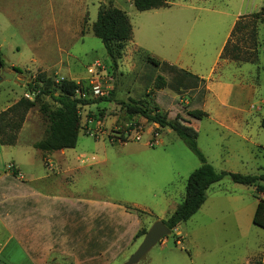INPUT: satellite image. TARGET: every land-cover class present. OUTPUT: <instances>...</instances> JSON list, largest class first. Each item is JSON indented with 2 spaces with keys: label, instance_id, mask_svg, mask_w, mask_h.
Segmentation results:
<instances>
[{
  "label": "rangeland",
  "instance_id": "1",
  "mask_svg": "<svg viewBox=\"0 0 264 264\" xmlns=\"http://www.w3.org/2000/svg\"><path fill=\"white\" fill-rule=\"evenodd\" d=\"M166 1L171 4L170 8L158 10L160 12L152 19L148 15L150 11L137 10L131 0H0V56L4 62V66L0 67V75L1 71L13 72L12 77L0 79V111L7 104L24 96V93L31 92L27 84L33 81L38 71L45 72L55 80L60 76L79 79V92H83L85 97L96 99L94 103L81 106L77 141L74 147L65 148L66 154L73 157L72 161L76 160L75 156L86 154L81 159L91 163L90 167L85 166V169L75 173H63L55 169L56 165L53 173L51 171L50 176L40 183H44L46 192L42 200L47 232L52 230L56 233L64 227L65 231L67 223L74 217L85 220L82 224L85 227L86 216L91 214V206L83 200L109 199L119 206L130 205L127 200L136 201L142 207L127 208L135 210L140 218L150 219L146 213L139 215L136 209L150 212L161 220L166 219L182 200L187 177L200 165L199 159L170 127H160L139 114L126 113L122 103L128 102L129 98L143 99L148 107H158L171 123L193 136L207 162L217 171L257 176L264 174V127L252 137L260 142L261 146H257L205 117L195 120L188 111L197 108L198 103L201 104L204 83H197V87L190 89H176L171 73L163 71V67L168 68V65L162 66L161 62L155 66L148 62L145 53H149V50L136 44L137 40H144L149 48L158 50L159 34L163 33L162 27L160 30L158 28L166 25L167 13L184 12L188 22L179 25H203L192 36L193 47L204 52L208 58L214 57L222 36L228 26L232 25L233 13L239 9L242 12L258 11L264 6V0L247 3L249 0H245L241 5L239 0ZM101 4L125 11L132 26L134 39L126 42L116 68L112 67L101 40L92 32V23ZM186 4H192L196 8H186ZM80 10L87 13L82 21L78 16ZM158 20H162V23ZM236 38L237 35L232 38L233 41ZM257 39L259 45L255 62L234 63L217 59L218 65L211 77L222 75L235 82L237 86L233 90L231 103L245 108L251 119L259 121L264 119V23L257 26ZM249 43L247 40L244 44ZM208 58L198 64L199 71L204 75L208 74L211 64V59L207 60ZM97 63L100 66H96ZM13 65L21 68L22 72L13 70ZM88 68L98 74L95 86L90 83L94 74L89 73ZM157 75L165 77L167 85L164 88L154 87ZM95 88L103 94H96ZM33 97L34 94L29 99ZM41 105L53 109L56 104L49 96L40 95L37 98L35 106L25 116L15 148L16 154L26 161L32 171L43 168V165L40 166V150L43 156L46 152L56 150L37 147L48 134L50 125ZM121 138L125 141H121ZM29 143L34 147H29ZM223 146L228 148L227 152ZM26 149L33 153L31 158L28 157L29 153L26 154ZM156 152L169 154L160 158V155L154 154ZM51 158L57 164L61 154L55 152L51 154ZM46 162L49 166L47 158ZM142 184H156L157 190L163 187L167 197L163 199L161 191L158 196L144 193ZM26 185H22V188L13 186V189L17 193L31 192ZM212 185L214 186L209 188L208 193L215 188H224L232 190L245 200L248 207L245 206L238 215L242 220L247 215L251 230L244 235L240 232L229 235L222 228L213 230L205 226L200 229L199 223L202 225L213 219V215L208 217L207 209L204 208L202 212H196L197 214L179 224L181 237L176 229L163 237L166 246L179 253L182 258L181 261L176 259L170 262L243 264L250 251H255L262 257L264 229L250 222V212L255 207V196L258 195L255 188L234 183L228 177ZM209 208L211 214L216 213L220 219L224 218L226 209H223V205L217 208L210 205ZM223 223L222 220L221 225ZM54 239L47 237L46 241ZM159 245L160 241L141 261H146ZM199 252L205 253L204 256ZM120 261L121 259L112 260L111 264L125 262ZM65 263L73 264L72 258L50 253L47 260V264Z\"/></svg>",
  "mask_w": 264,
  "mask_h": 264
},
{
  "label": "crops",
  "instance_id": "2",
  "mask_svg": "<svg viewBox=\"0 0 264 264\" xmlns=\"http://www.w3.org/2000/svg\"><path fill=\"white\" fill-rule=\"evenodd\" d=\"M166 2L168 4L167 6L141 11H150L148 15L153 19V17L160 12L158 10L166 7L170 8L171 4L168 1ZM244 2L245 0H239L240 5ZM247 2H252V0L246 1V3ZM184 6H186V8H196L192 4H186ZM210 11L217 10L212 8ZM250 12L253 11L242 12L239 9L233 13L234 18L232 25L228 26V30L222 36L220 46L214 57L211 56L208 58L205 56L204 52L197 51L193 47L191 43L192 36L194 32L199 29V26L203 25H179L183 22H188L184 12L167 13L166 25H160L158 28L160 30L162 27L161 30H163V33L159 34L160 43L158 50L149 48L148 43L144 40H137L136 44L149 50L151 55L148 52L145 54L160 62H166L168 67L172 68H164L165 70L163 71L171 73V80L176 86V89L187 87L190 89L197 87V83H204L202 102L201 104L198 103L197 108L193 109L206 111L207 116L205 118L209 121L254 145L261 146L260 142L252 137L254 133L257 134L260 128H263L262 121L264 119L259 121L253 120L249 117L250 113L247 112L245 108L231 103L233 90L237 86L235 82L225 79L222 75H218L214 78L211 77L218 65L217 59L220 60V52L229 37L235 20L238 16ZM86 14V12L80 10L78 16H80L81 21ZM158 21H160V24L162 23V20ZM132 38L134 39L133 32L131 39ZM205 58H208L207 60L211 59L207 75L199 71L198 65L205 60ZM221 61L229 62V60ZM54 75L57 77L55 73ZM58 78L72 79L79 82V79L73 77L67 78L60 76ZM201 90L202 88H200V91ZM7 106L9 105L7 104L4 108ZM18 142L19 138H17L14 145H4L0 143V262L3 264H47L50 253H57L62 257H71L73 264H111L112 260L116 259H121L120 262L123 263L142 239L139 237L135 238L136 232L143 227L147 230L153 221L160 219L158 216H152L150 212L146 213L150 219L140 218L135 210L127 208V206L134 208H138L137 206L142 207V204L136 201L127 200L130 205L125 204V206H119L109 199H88L83 200L84 203L91 206V214L86 216L85 227L82 226L85 220H79L78 217H74L73 220H69V223H67L68 228L65 231L64 227L60 228L56 233L52 230L47 232L45 227V206L43 204L46 192L44 183L43 185H40V183L50 176L51 171L53 173V167L56 165L57 168L55 169L58 172L75 173L76 171L85 169V166L90 167L91 163H86V161L81 159V157L86 154L75 156L77 161H72L73 157L66 154L65 148L46 152V157L41 154L40 150V166L43 165V168L32 171L28 167L26 161H23V159L16 154L17 151H15V148ZM28 146L34 147L31 143H29ZM223 148L226 149V152L228 151L226 146H223ZM55 152L61 154L60 161L57 164H55L51 158V154ZM26 154L31 158L33 153L26 149ZM154 154H158L160 158H163L169 153L156 152ZM93 157L94 155L92 158ZM46 158L49 161V166L47 165ZM8 163L14 165L13 169L16 170L17 174H14L7 168ZM157 164L156 162L155 165ZM22 185H26L31 192L25 193L22 191L21 193H17V191L13 189V186L19 188V186L21 187ZM212 186L214 185L211 184L206 190V199L196 212H202L203 209L206 208V214L208 217L213 215V219L202 225L199 223L198 227L201 229V227L205 228L206 226L213 230L222 228V230L224 229L223 232L229 235L238 232L244 235L247 231L251 230L247 215L243 220L238 215L239 211L244 209L247 205L245 200L239 197V195L237 196L232 190H226L224 188H215L208 193L209 188H212ZM155 187L156 184H142L141 189L144 193L153 196H158L161 191L160 196L163 199L165 196L167 197V193L163 192V187L159 190ZM160 196L158 198H161ZM258 196L264 198V195L261 193L258 194ZM177 205L173 208L172 212ZM210 205L213 208L223 205V209H226V213H223L224 218L220 219L216 213L211 214ZM254 210L255 207L252 212H250V222H252V224H254L252 221ZM172 212H170V214ZM222 220L224 222L223 225H221ZM129 223H132V225H129ZM178 226L175 228L177 234L180 232ZM179 236L181 237L180 234ZM47 237L55 239L51 242H47ZM176 243H178V240ZM146 254L144 256H146ZM199 254L204 256L205 253L199 252ZM176 259L181 261L182 258L180 254L172 251L170 247H167L165 239L162 238L159 247H157L154 253L146 258V261L143 262L140 259L136 264H175L170 261ZM255 261L259 262V264L264 263V251L262 252V257L259 253L257 254L255 251H250L249 254L245 256L243 264H253Z\"/></svg>",
  "mask_w": 264,
  "mask_h": 264
},
{
  "label": "trees",
  "instance_id": "3",
  "mask_svg": "<svg viewBox=\"0 0 264 264\" xmlns=\"http://www.w3.org/2000/svg\"><path fill=\"white\" fill-rule=\"evenodd\" d=\"M131 2L140 11L168 5L166 0H131ZM259 23H264V6L258 11L238 16L222 47L219 59L236 63L255 62L259 45L257 39ZM92 32L101 40L112 62V67L116 68L126 42L132 37V26L127 14L117 7L99 5L96 19L92 23ZM235 35L237 38L236 41H233L232 38ZM247 40L250 41L249 45L244 44ZM146 60L155 66L161 64L160 61L147 54ZM0 64L1 67L4 66L1 56ZM162 64V66H166L167 63L162 62ZM12 69L16 72H22V69L17 66H12ZM79 84L72 79L60 78L55 80L45 72L38 71L33 81L27 84L28 90L34 92L33 99L20 96L14 103L0 111V143L4 145L15 144L27 112L35 106L40 95H45L49 96L56 105L53 109H49L46 105L40 107L43 112L47 113L50 125L48 134L39 142L37 147L43 150L74 147L80 128V108L96 102V99L77 96L76 90L80 89ZM165 85V77L157 75L154 79V87L161 89ZM122 104L128 114H139L146 120L157 123L160 127H170L200 161V165L187 177L183 200L166 219H162V222L171 229V232L200 208L206 199L208 187L224 177H228L232 182L240 185L253 186L258 194L264 195V174L257 176L224 170L217 171L207 162L194 137L183 128L171 123L166 114L161 113L158 107H148L143 99L133 98H129L128 102ZM188 114L195 119H202L207 116V112L201 109H191ZM262 126L264 127V120ZM121 141L125 140L121 138ZM11 172L17 174L15 169H11ZM255 197L257 202L252 221L256 226L264 228V198L258 195ZM136 210L139 215L147 213L141 209ZM145 232L146 228L139 229L135 238L144 235ZM253 264H259V262L255 261Z\"/></svg>",
  "mask_w": 264,
  "mask_h": 264
},
{
  "label": "water",
  "instance_id": "4",
  "mask_svg": "<svg viewBox=\"0 0 264 264\" xmlns=\"http://www.w3.org/2000/svg\"><path fill=\"white\" fill-rule=\"evenodd\" d=\"M1 65V64H0ZM1 67V66H0ZM13 76V72L1 71V78H9ZM171 233V229L168 228L160 219H156L150 225L143 235L140 243L135 250L129 255L127 260L123 264H136L139 260L164 236Z\"/></svg>",
  "mask_w": 264,
  "mask_h": 264
},
{
  "label": "built area",
  "instance_id": "5",
  "mask_svg": "<svg viewBox=\"0 0 264 264\" xmlns=\"http://www.w3.org/2000/svg\"><path fill=\"white\" fill-rule=\"evenodd\" d=\"M96 66H100V64L99 63H97V65ZM89 73H91L93 76H92V78H91V80H90V83L91 84H93L94 86H95V82H97V76H98V74L97 73H94V71H93V69L92 68H88V70H87ZM95 78V79H94ZM98 83V82H97ZM95 92H96V94H103V92L101 91V90H99L98 88L96 89L95 88ZM76 93L78 94V93H80L79 92V89H77L76 90ZM32 94H34V92H30V93H24V96L25 97H27V98H30V95H32ZM77 96H80V97H85V94L83 93V92H81L79 95H77ZM139 137H137V139H138ZM7 168L9 169V170H11V169H13L14 168V165L12 164V163H8V165H7Z\"/></svg>",
  "mask_w": 264,
  "mask_h": 264
}]
</instances>
